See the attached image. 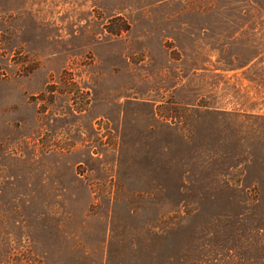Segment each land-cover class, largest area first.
<instances>
[{"label":"rangeland","instance_id":"rangeland-1","mask_svg":"<svg viewBox=\"0 0 264 264\" xmlns=\"http://www.w3.org/2000/svg\"><path fill=\"white\" fill-rule=\"evenodd\" d=\"M0 264H264V0H0Z\"/></svg>","mask_w":264,"mask_h":264}]
</instances>
